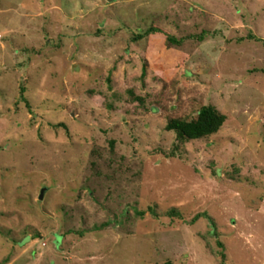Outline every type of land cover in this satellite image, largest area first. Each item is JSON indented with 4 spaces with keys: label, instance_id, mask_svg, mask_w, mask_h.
Returning <instances> with one entry per match:
<instances>
[{
    "label": "rangeland",
    "instance_id": "374dc122",
    "mask_svg": "<svg viewBox=\"0 0 264 264\" xmlns=\"http://www.w3.org/2000/svg\"><path fill=\"white\" fill-rule=\"evenodd\" d=\"M0 35V264H264V0H0Z\"/></svg>",
    "mask_w": 264,
    "mask_h": 264
},
{
    "label": "trees",
    "instance_id": "16d2710c",
    "mask_svg": "<svg viewBox=\"0 0 264 264\" xmlns=\"http://www.w3.org/2000/svg\"><path fill=\"white\" fill-rule=\"evenodd\" d=\"M154 31L160 30L153 29L152 32ZM167 39L175 41L171 36H168ZM22 90L24 91V88ZM225 121L226 116L218 111L216 107L204 106L199 110L196 119H171L167 125V129L174 131L178 139H200L218 132Z\"/></svg>",
    "mask_w": 264,
    "mask_h": 264
},
{
    "label": "water",
    "instance_id": "95a60500",
    "mask_svg": "<svg viewBox=\"0 0 264 264\" xmlns=\"http://www.w3.org/2000/svg\"><path fill=\"white\" fill-rule=\"evenodd\" d=\"M45 191H46V188L42 189V191H41V195H40V198H41V199H43Z\"/></svg>",
    "mask_w": 264,
    "mask_h": 264
},
{
    "label": "built area",
    "instance_id": "2783aa9c",
    "mask_svg": "<svg viewBox=\"0 0 264 264\" xmlns=\"http://www.w3.org/2000/svg\"><path fill=\"white\" fill-rule=\"evenodd\" d=\"M0 38H1V35H0Z\"/></svg>",
    "mask_w": 264,
    "mask_h": 264
}]
</instances>
